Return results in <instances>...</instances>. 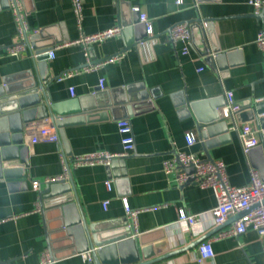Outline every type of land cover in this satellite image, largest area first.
<instances>
[{"label":"crops","instance_id":"0c3cea01","mask_svg":"<svg viewBox=\"0 0 264 264\" xmlns=\"http://www.w3.org/2000/svg\"><path fill=\"white\" fill-rule=\"evenodd\" d=\"M128 1L132 7H139L140 13L147 15L152 24V34L129 45L121 33L85 48L70 42L81 34L99 32L120 24L118 0H82L81 22L78 21L72 0H31L30 4H26L28 11L22 0L32 25L40 30L57 26L42 37L38 35L37 40L64 34L69 38L59 45L55 56L48 60L50 77L45 85V93L51 101L88 96L100 89L101 78L104 79L103 90L142 83L146 89L157 94L156 99L151 97L153 108L122 117L131 121L135 136V149L129 155L120 157L113 168H109L113 160L109 165L72 166L71 178L60 183H69L70 193L88 223L126 220L127 227L133 232L132 237L143 236L149 245L165 241V246L159 250L154 248V251L156 256L169 255L153 264H264L262 244L254 230L238 236L213 239L236 217H231L222 227H210L207 221L205 229L198 230V233L178 226L176 221L181 211L198 213L213 208L217 204V196L212 187H201L196 183L179 184L177 171L167 173L163 164L177 151L207 158L195 115L185 109L183 100L225 101L228 92L233 94L239 105L250 97L264 98V49L257 43L258 35L264 29L262 19L253 15L256 13L249 0ZM198 17L219 18L215 23V32L222 50L240 49L237 60L241 63L229 66L224 75L218 65L205 60L194 45L189 54H183L182 43L174 46L170 41L169 30L174 24L188 23ZM15 33L16 25L9 0L4 4L0 0V48L12 44ZM90 47L92 52L88 50ZM118 53H124L119 61L97 70H80L85 65L95 64ZM31 63L27 57L0 58V86L5 77L26 72ZM201 67L203 69L199 70ZM70 69L79 71L58 80V76ZM34 72L38 75V71ZM24 79L27 80V76L15 82H25ZM71 87L75 89L74 96ZM222 106L217 108L219 112ZM124 114L126 112L120 109L115 115L108 113L105 117H92L66 125L63 130L70 154L66 153L63 143L60 149L57 142L29 141L43 120L31 123L24 129L23 145L29 149L25 177L0 178V264H40L44 252L50 255L52 251L46 226L53 222L50 223V217L49 223L45 221L44 210L48 207L43 202L40 189L32 188V182L43 181L46 177L58 176L63 172L62 151L69 163L71 157L88 152H122V136L117 121ZM227 121L228 132L214 138L227 135L228 139L209 148L208 154L212 159L225 162L231 184L244 185L250 181L253 167L243 152L237 130L231 127L230 120ZM247 122L256 126L254 121ZM189 132L197 137L192 145L186 140ZM107 180L112 181L111 190L106 186ZM45 185L42 183L41 187ZM63 194L67 192L57 193L52 200ZM105 200H109L107 208L103 206ZM126 204L140 209L137 228L130 225ZM110 231L112 229L106 228L99 234ZM202 238L201 242L213 239L214 256L199 262L198 246L201 242H195ZM58 254L56 264H83L80 253L73 255L69 251H60Z\"/></svg>","mask_w":264,"mask_h":264},{"label":"water","instance_id":"95a60500","mask_svg":"<svg viewBox=\"0 0 264 264\" xmlns=\"http://www.w3.org/2000/svg\"><path fill=\"white\" fill-rule=\"evenodd\" d=\"M5 1L8 0H2V3L4 4ZM30 3L31 0H24L25 8L26 4ZM117 3L120 12L119 25L123 26L122 35L127 43L130 45L148 38L150 34L147 33L145 23L139 19V11L133 10L128 0H118ZM253 15L260 17L264 26V5L260 13ZM218 19L217 17H198L188 23L197 52L203 55L208 62H215L221 74L224 75L229 66L241 63L237 60L241 52L238 48L222 50L215 32V23ZM53 28L57 26L46 27L41 29L39 34L31 36V44L36 51L35 57L31 59V67L17 76L5 77L3 85L0 86V178L25 177V167L29 163V149L23 145L24 129L31 123L52 117L59 130L66 153L70 154L71 150L63 130L66 125L82 122L92 117H105L108 113L115 115L120 109L126 112L120 117L122 118L154 107L151 97L156 99L157 94L151 89H146L142 83L113 90L96 89L88 96L58 102L51 101L45 93V85L50 77L49 50L57 43L61 44L69 39L68 35L64 34L55 38L37 40L38 35L42 37L45 32ZM88 50L92 52L91 47ZM35 70L38 71V75L35 74ZM24 76H27V80L24 79L25 82L20 80L15 82ZM182 103L185 109L195 115L199 137L207 151L206 159L211 160L208 149L228 139L227 135L214 138L216 135L228 132V121L221 117L217 109L225 101L222 99L215 102L213 99H206L187 102L185 99ZM239 106L237 120L242 123L254 121L259 130L260 142L248 151L247 156L252 167L256 168L264 179V98L250 97ZM120 159V157L114 158L109 168H113ZM187 170L193 171L194 168ZM62 191L67 194L57 196L52 200L54 195ZM70 192L69 183L54 182L40 188L43 202L48 207L44 210L45 221L49 223L50 217V223L53 222L46 226L52 260L59 257L60 251H69L74 255L90 248L94 249L95 264H153L169 255L167 253L156 256L154 251V248L159 250L160 247L165 246V241L149 245L143 236L132 237L133 232L127 227L128 221L126 220L88 223ZM115 227H120V229ZM106 228L112 231L104 235L99 234ZM202 240L203 238L197 240L195 244Z\"/></svg>","mask_w":264,"mask_h":264},{"label":"built area","instance_id":"2783aa9c","mask_svg":"<svg viewBox=\"0 0 264 264\" xmlns=\"http://www.w3.org/2000/svg\"><path fill=\"white\" fill-rule=\"evenodd\" d=\"M74 11L81 22L82 0H72ZM180 1V0H179ZM249 3L254 7L255 13H260L264 5V0H249ZM9 7L14 16L16 25L15 40L12 44L0 48V58L5 56L22 58L27 57L33 59L36 55L31 45V36L40 32L38 26L32 25L28 19V15L24 9L22 0H9ZM133 10L139 11V7H133ZM139 19L144 22L147 28V33L152 34V24L145 13H140ZM123 26L115 25L113 27L101 30L91 34H81L80 37L70 43L79 44L87 48L89 45L102 42L103 40L122 33ZM170 41L174 46L179 42L182 43L181 52L189 54L193 49V37L190 24L187 22H179L174 24L169 30ZM69 42L67 44H70ZM142 43V42H141ZM258 45L264 49V29L259 33L257 38ZM58 46L49 50V56L53 58ZM124 53H118L109 56L95 64H89L82 67L80 70L92 71L106 66L108 63L119 61L123 58ZM201 67L199 70H202ZM78 69H70L58 76V80L68 78L76 74ZM104 79L101 78L99 88L104 89ZM71 94L75 95L74 87H71ZM240 111L239 104L235 101L231 92H228L225 97V103L220 108L221 117L231 121V127L238 132V136L243 148V152L247 155L248 151L257 146L260 142L258 128L249 123H241L237 120V114ZM118 131L122 136L123 150L119 153H112L105 150L88 152L78 156L71 157V163L68 162L65 154L60 152L63 172L58 176L46 177L43 181L34 180L32 188L39 190L42 183L67 182L71 178V170L73 167H78L83 164H105L109 165L116 157L129 155L135 149V136L131 121L128 118H120L117 121ZM186 140L189 145L197 141L194 133L186 134ZM31 143L38 141H52L62 147V141L59 130L52 117L43 119V124L38 130L29 137ZM61 146V147H60ZM164 170L171 173L177 171V180L179 184L196 183L201 187H212L217 196V204L208 210L198 213H188L181 211L176 224L183 229H192L194 231L204 230L205 223L208 221L210 227H222L230 220L231 217H236L230 225L223 227L213 239H218L226 236L240 235L248 230H254L258 234V238L262 244L264 252V179L256 168L250 171V181L244 185H233L230 183L226 164L221 159H201L194 154L185 151H177L171 158L164 160ZM178 167V168H177ZM188 168H194L193 171H188ZM106 186L109 190L112 189V181L107 180ZM109 200L103 202L104 208H107ZM39 206V205H38ZM127 215L131 219V226L137 228L138 215L140 209L131 208L128 204L125 205ZM196 228V229H195ZM212 238L201 242L198 246L199 255L197 260L203 262L214 256L212 246ZM93 250L81 252L80 255L83 264H95L93 258ZM56 260L50 258L49 253H43L40 264H55Z\"/></svg>","mask_w":264,"mask_h":264}]
</instances>
